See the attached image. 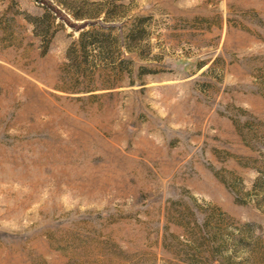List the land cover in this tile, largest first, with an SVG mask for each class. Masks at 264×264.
I'll return each instance as SVG.
<instances>
[{
  "label": "rangeland",
  "instance_id": "rangeland-1",
  "mask_svg": "<svg viewBox=\"0 0 264 264\" xmlns=\"http://www.w3.org/2000/svg\"><path fill=\"white\" fill-rule=\"evenodd\" d=\"M0 264H264V0H0Z\"/></svg>",
  "mask_w": 264,
  "mask_h": 264
},
{
  "label": "trees",
  "instance_id": "trees-1",
  "mask_svg": "<svg viewBox=\"0 0 264 264\" xmlns=\"http://www.w3.org/2000/svg\"><path fill=\"white\" fill-rule=\"evenodd\" d=\"M61 3H62V2H61ZM62 4H64L66 7H69V6H67V4H65V3H62ZM52 9H53V8H52ZM68 9H69V8H68ZM74 16H75L77 19H83V20H85V17H83V16L80 15V14H74ZM87 24H88V23L85 22L84 25H83V27H85Z\"/></svg>",
  "mask_w": 264,
  "mask_h": 264
}]
</instances>
